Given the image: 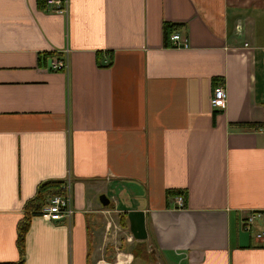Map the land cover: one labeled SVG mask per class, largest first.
<instances>
[{"label": "crops", "instance_id": "obj_1", "mask_svg": "<svg viewBox=\"0 0 264 264\" xmlns=\"http://www.w3.org/2000/svg\"><path fill=\"white\" fill-rule=\"evenodd\" d=\"M47 180L71 181L75 212L32 217L24 264H108L114 216L130 254L264 264V0H0V262Z\"/></svg>", "mask_w": 264, "mask_h": 264}, {"label": "built area", "instance_id": "obj_2", "mask_svg": "<svg viewBox=\"0 0 264 264\" xmlns=\"http://www.w3.org/2000/svg\"><path fill=\"white\" fill-rule=\"evenodd\" d=\"M47 4L53 8L55 12L67 13L68 0H48ZM171 47L174 48H187L189 41L187 37L182 36L179 31H174L170 35ZM53 68L58 71H67L69 68L68 59L58 60L53 65ZM227 100V90L224 85H216L213 89L211 98L212 106L220 110L224 107ZM72 183L70 180L66 181V194L54 196L50 202L42 209L41 215L49 220H71L74 215V208L72 206ZM175 202L178 208H183L185 205L184 196L182 194L175 196ZM260 215V214H259ZM256 214H250L243 222V228L245 230H252V226L255 220ZM263 234H258V237H262Z\"/></svg>", "mask_w": 264, "mask_h": 264}, {"label": "trees", "instance_id": "obj_3", "mask_svg": "<svg viewBox=\"0 0 264 264\" xmlns=\"http://www.w3.org/2000/svg\"><path fill=\"white\" fill-rule=\"evenodd\" d=\"M48 0H38V5L41 9H48L50 6L47 4ZM177 25L165 24L166 34L172 31ZM179 27V25H178ZM252 127L259 126L258 124H250ZM66 181L64 180H47L38 185L36 194L33 198L28 200L24 206V216L18 224V238L17 247L19 250V259L13 262H0V264H24L26 257V236L29 231L32 217L41 215L42 209L50 202V200L57 195H65ZM178 192H173V195ZM171 194V192H170ZM179 194V193H178ZM181 194V192H180ZM139 250L131 251L134 258L142 257L147 252L146 245H139Z\"/></svg>", "mask_w": 264, "mask_h": 264}, {"label": "rangeland", "instance_id": "obj_4", "mask_svg": "<svg viewBox=\"0 0 264 264\" xmlns=\"http://www.w3.org/2000/svg\"><path fill=\"white\" fill-rule=\"evenodd\" d=\"M114 214V213H110ZM106 226H109L106 229ZM101 229L104 228L105 235L104 241L108 242L106 244L107 254L106 261L108 264L115 263L120 255L128 256L131 258L127 264H166L163 257L155 254V251H148L142 256L134 259V255L128 253L131 247L127 244V238L125 237V231L120 224V217L114 216L113 218L107 219L106 221L100 222Z\"/></svg>", "mask_w": 264, "mask_h": 264}, {"label": "bare ground", "instance_id": "obj_5", "mask_svg": "<svg viewBox=\"0 0 264 264\" xmlns=\"http://www.w3.org/2000/svg\"><path fill=\"white\" fill-rule=\"evenodd\" d=\"M130 260V257L129 256H121L119 257L118 261L116 263H113V264H127Z\"/></svg>", "mask_w": 264, "mask_h": 264}, {"label": "water", "instance_id": "obj_6", "mask_svg": "<svg viewBox=\"0 0 264 264\" xmlns=\"http://www.w3.org/2000/svg\"><path fill=\"white\" fill-rule=\"evenodd\" d=\"M100 201L104 206H108L110 204V199L106 195H102Z\"/></svg>", "mask_w": 264, "mask_h": 264}]
</instances>
